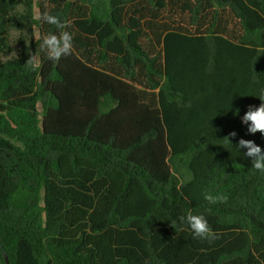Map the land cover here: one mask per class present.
<instances>
[{"label": "trees", "instance_id": "obj_1", "mask_svg": "<svg viewBox=\"0 0 264 264\" xmlns=\"http://www.w3.org/2000/svg\"><path fill=\"white\" fill-rule=\"evenodd\" d=\"M261 90L264 0H0V264H264Z\"/></svg>", "mask_w": 264, "mask_h": 264}, {"label": "clouds", "instance_id": "obj_2", "mask_svg": "<svg viewBox=\"0 0 264 264\" xmlns=\"http://www.w3.org/2000/svg\"><path fill=\"white\" fill-rule=\"evenodd\" d=\"M37 19L42 23L55 25L59 30L58 34H47L41 37L40 49L46 54L47 58L53 62H57L62 57L70 55L73 48V37L69 31L65 30V23L57 15H53L49 11L40 13ZM25 65L29 66L31 70H35L38 67L37 57L35 55L29 56ZM255 97L260 99L261 104L258 107L250 105L241 120L242 123L248 125L249 133L255 134L259 132L264 135V90H261ZM238 113L239 109H237ZM236 135L235 131L229 133V137H235ZM229 137L227 138L231 143ZM234 147L239 151L240 149H247L243 155L251 158V168L264 173V150L260 146L252 140L240 139ZM206 199L215 202L211 195L207 196ZM178 220L182 227L187 226L190 229L193 239L211 243L219 238L218 234L210 227L204 215L188 212L186 215L179 216Z\"/></svg>", "mask_w": 264, "mask_h": 264}, {"label": "rangeland", "instance_id": "obj_3", "mask_svg": "<svg viewBox=\"0 0 264 264\" xmlns=\"http://www.w3.org/2000/svg\"><path fill=\"white\" fill-rule=\"evenodd\" d=\"M18 37H19V33L16 32V31H13V32H12L11 43H12V46H13L14 48H16V41L18 40ZM13 55H14V54H12V56H13Z\"/></svg>", "mask_w": 264, "mask_h": 264}, {"label": "water", "instance_id": "obj_4", "mask_svg": "<svg viewBox=\"0 0 264 264\" xmlns=\"http://www.w3.org/2000/svg\"><path fill=\"white\" fill-rule=\"evenodd\" d=\"M6 264H9V262H8V258L6 257Z\"/></svg>", "mask_w": 264, "mask_h": 264}]
</instances>
